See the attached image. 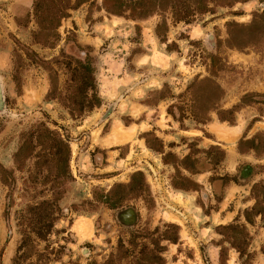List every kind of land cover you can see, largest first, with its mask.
Wrapping results in <instances>:
<instances>
[{"label":"rangeland","instance_id":"rangeland-1","mask_svg":"<svg viewBox=\"0 0 264 264\" xmlns=\"http://www.w3.org/2000/svg\"><path fill=\"white\" fill-rule=\"evenodd\" d=\"M204 1L88 0L60 20L58 40L42 36L50 47L33 38L35 0H0V110L15 112L0 117V264H13L21 212L50 198V183L31 178L33 161L18 170L14 157L40 125L68 136L71 180L61 187L54 233L35 240L22 264H102L119 241L130 248L134 235L154 238L169 224L178 241L161 242L165 264H264V216L245 220L264 195V156L238 149L242 139H264V23L249 27L264 2L197 10ZM62 54L94 60L101 106L82 119L46 100L51 79L57 97L67 92ZM231 109L233 124L221 122L217 112ZM212 146L225 153L215 168ZM139 173L146 191L105 203L102 196ZM226 176L237 183L223 185ZM227 225L250 238L242 259L215 231Z\"/></svg>","mask_w":264,"mask_h":264},{"label":"trees","instance_id":"trees-1","mask_svg":"<svg viewBox=\"0 0 264 264\" xmlns=\"http://www.w3.org/2000/svg\"><path fill=\"white\" fill-rule=\"evenodd\" d=\"M86 1L88 0H74L75 5L72 6L70 4L71 0H64V2L63 0H35L33 3V12L39 21V31L33 33L35 43L52 47L51 44L43 42L42 36L51 37L53 42L58 40L56 29L59 26L60 20L67 17V11L69 9H74L77 5ZM247 1L250 0H205L197 10L207 12L209 3L217 4L221 2L229 6L233 3H245ZM258 1L264 2V0ZM144 2H139L137 5L144 9ZM105 4H109V2L107 1ZM120 5H124L123 2ZM119 13L120 12L115 14ZM258 22L264 23V12L256 14L249 27L257 25ZM60 64L67 73V80L65 82L67 92L64 96L57 97V82L51 79V90H49L46 100H59L72 119H82L95 108L101 106V100L97 91L94 60L90 56H86V59L81 61L77 58L73 59L62 54L60 57ZM253 97V95L248 94L244 98L251 99ZM163 98L164 97H160V100H163ZM233 112L234 109L218 111L219 120L221 122L227 121L233 124ZM224 114L229 116L224 117ZM146 143L149 149L158 153L163 152L160 148L161 143L158 148H153L147 140ZM156 143L159 145L158 140H156ZM238 149L241 152L253 150L257 156H264V139L261 135H256L249 140L242 139L238 143ZM206 153L211 157L209 161L214 168L223 161L225 156V153L215 146L210 147ZM14 157L18 170L23 168L27 160H32L33 173H31V178L34 179L41 176L43 178V184L50 183L49 191L51 193L50 198L43 199L38 203L30 205L21 212V239L13 258V264H22L29 255L35 252L33 246L35 240L45 242L55 231L54 227L57 219L56 204L65 193V189L61 187L63 183H67L71 180L68 136L62 137L56 131L49 130L43 125H40L31 133L30 137L23 140ZM188 158L189 157H187V160ZM139 178H141L140 173L132 177L131 183L128 186L122 184L115 185L109 193L102 196L106 200L105 203H111L110 207L113 208L122 201L123 195L127 191L138 193L146 191L147 186L145 181L143 178L140 180ZM221 180L223 185L229 182L237 183L236 178H229L228 176ZM173 187L181 189L180 186L177 187L173 185ZM254 187L257 188L258 185ZM260 187L263 188L262 186ZM249 213H252L254 217L260 216L262 218L264 216V195L262 198L255 197L254 206L250 211H246L245 213V220L251 223ZM24 222H26V224H24ZM166 229L167 230L163 234L154 238L150 237L153 236V234H150V238L148 236L143 238L134 235L130 242V248H126L123 242L119 241L117 252L111 254L102 264H122L123 261L129 264H165L164 258L162 257V252L165 251V247L161 246V242L166 241L170 244H176L178 241L177 226L169 224ZM215 231L223 236L222 243L227 242L231 248L239 253L241 259L246 256L250 238L245 232L244 227L236 225L218 226ZM155 232L157 233V231ZM137 239L141 240V242L137 243ZM136 246L138 250L135 249ZM224 252L225 248H221L219 251V258L221 260L224 259Z\"/></svg>","mask_w":264,"mask_h":264},{"label":"clouds","instance_id":"clouds-1","mask_svg":"<svg viewBox=\"0 0 264 264\" xmlns=\"http://www.w3.org/2000/svg\"><path fill=\"white\" fill-rule=\"evenodd\" d=\"M7 116L10 118H15V112L11 110L10 108L5 107L3 110H0V117ZM236 165L233 163L230 165L229 170L235 171Z\"/></svg>","mask_w":264,"mask_h":264},{"label":"crops","instance_id":"crops-1","mask_svg":"<svg viewBox=\"0 0 264 264\" xmlns=\"http://www.w3.org/2000/svg\"><path fill=\"white\" fill-rule=\"evenodd\" d=\"M122 139H123V138H122ZM122 139H120V140H122ZM118 140H119V139L116 138V139H115V142H118ZM120 140H119V141H120ZM123 142H124V141H123ZM84 229H85V227H84ZM229 264H233V263L230 262Z\"/></svg>","mask_w":264,"mask_h":264},{"label":"bare ground","instance_id":"bare-ground-1","mask_svg":"<svg viewBox=\"0 0 264 264\" xmlns=\"http://www.w3.org/2000/svg\"><path fill=\"white\" fill-rule=\"evenodd\" d=\"M82 225H83V224H82ZM83 228H84V226H83ZM83 228H82V229H83Z\"/></svg>","mask_w":264,"mask_h":264}]
</instances>
